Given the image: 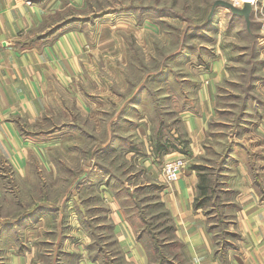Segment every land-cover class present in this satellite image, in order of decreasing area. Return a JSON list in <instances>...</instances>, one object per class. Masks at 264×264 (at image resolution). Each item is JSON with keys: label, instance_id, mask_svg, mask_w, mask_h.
I'll list each match as a JSON object with an SVG mask.
<instances>
[{"label": "crops", "instance_id": "0c3cea01", "mask_svg": "<svg viewBox=\"0 0 264 264\" xmlns=\"http://www.w3.org/2000/svg\"><path fill=\"white\" fill-rule=\"evenodd\" d=\"M52 2L0 0V164L7 163L20 177L31 172L33 160L51 171V149L65 151L66 139L78 137V111L85 113L96 135L104 133L91 143L100 157L122 151L144 168L134 174H147V204H159L168 215L173 236L166 249L175 248L172 254L163 250L160 259L156 251L158 260L153 259L134 216L137 186L122 181L126 189L121 194L107 182L108 176L98 180L93 171L85 172L87 178L76 184L99 182L92 188L101 203L91 207V218L103 239L108 227L107 242L114 247L94 249V232L74 221L61 241L63 252L77 253L71 264H264V114L244 127L220 130L225 121L218 115L217 86L223 81V67L215 62L211 72L203 70L193 78L199 85L195 96L185 88L166 92L164 118L153 117L156 101L150 105V85L166 81L164 75L130 80L124 71L129 65L126 35L146 44L143 36L151 27L126 17L117 18L120 29L107 18L88 25L71 19L51 24L58 8L57 1ZM51 115H63L64 120L45 126ZM34 122L43 125L36 133L26 128ZM213 138L221 146L215 145L219 159L211 166L201 159ZM182 155L187 162L180 178L165 182L164 161ZM209 167L214 177L205 173ZM48 210L60 207L40 204L14 220L5 219L6 224L0 220V245L10 241L6 249L1 247L6 264H34L28 242L45 236L40 228ZM20 227L25 241L15 247L11 237Z\"/></svg>", "mask_w": 264, "mask_h": 264}, {"label": "rangeland", "instance_id": "374dc122", "mask_svg": "<svg viewBox=\"0 0 264 264\" xmlns=\"http://www.w3.org/2000/svg\"><path fill=\"white\" fill-rule=\"evenodd\" d=\"M56 1L58 8L53 9L51 24L71 19L78 25H88L107 18L120 29L121 22L117 18L126 17V20H133L137 25L151 27L143 36L146 44H141L133 34L126 35V59L129 65L124 71L130 80H138L149 74L164 75L166 81H163L166 83L156 80L150 85V105L154 106L156 101L153 117L164 118L161 112L164 110L166 92H181L185 88L191 96H195L199 85H194L197 79L193 78L202 74L203 70L211 72L215 62L221 63L223 67V81L217 86V107L221 109L218 115L225 121L219 126L220 130L226 133L231 125L244 127L249 119H257L264 114V0H249L253 3L249 25L244 17L234 15L226 7L216 6L213 14H210L215 0H85L84 4L77 5L73 0ZM229 1L242 7L243 1L247 0ZM117 32L123 35L122 30ZM50 117L43 122L45 126L55 123L57 119L64 120L63 115ZM76 120L78 137L75 140L66 139L64 152L57 148L51 149V171L41 168L33 160L31 172L26 177H20L7 163L0 164V171L4 172L0 174L2 224H6L5 219L14 220L27 209H34L40 204L44 208L60 207L58 211H43L45 226L40 229L45 236L28 242L35 254L34 264H71L75 261L77 253H65L61 246L64 234L71 233L69 228L74 221H80L84 228L94 232V249L114 247L112 241L107 242L108 227L105 229L107 236L103 239L99 234L101 228L94 226L91 218V207L101 203L92 188L99 182L76 184L77 180H83L81 177L87 178L85 172L93 171L92 177L98 180L104 175L108 176L107 182H112L121 194L126 189L122 187L123 182L129 187H138V194L133 193L134 216L139 220L137 229L144 237L153 259H160L163 250L172 254L174 246L172 250L170 246L166 249L173 236L168 215L159 204H147L143 189L148 181L147 174L137 177L134 174H140L144 168L138 161L127 158L122 151L109 152L100 157L101 154L95 152L91 143L100 141L104 133L96 135L86 123L85 113L78 111ZM173 124L179 130L176 117ZM42 126L34 122L27 124L26 128L36 133ZM216 141L214 138L209 140L211 147L206 157H202V163L213 166L214 159H219L215 145H221ZM205 173L214 177L213 167L205 168ZM69 204H72L71 208ZM23 229L20 227L11 237L12 245L25 241ZM9 243L8 240L0 245V264H6L3 257L5 250L1 247L6 249Z\"/></svg>", "mask_w": 264, "mask_h": 264}, {"label": "built area", "instance_id": "2783aa9c", "mask_svg": "<svg viewBox=\"0 0 264 264\" xmlns=\"http://www.w3.org/2000/svg\"><path fill=\"white\" fill-rule=\"evenodd\" d=\"M186 162V157L183 155L166 159L162 166V176L164 181L167 183H173L178 180L186 166Z\"/></svg>", "mask_w": 264, "mask_h": 264}, {"label": "water", "instance_id": "95a60500", "mask_svg": "<svg viewBox=\"0 0 264 264\" xmlns=\"http://www.w3.org/2000/svg\"><path fill=\"white\" fill-rule=\"evenodd\" d=\"M216 6H222L228 8L234 15L244 17L247 25L251 23V14L253 11V3L249 0L244 1L243 6H236L229 0H215L212 5V10L210 14H213Z\"/></svg>", "mask_w": 264, "mask_h": 264}, {"label": "trees", "instance_id": "16d2710c", "mask_svg": "<svg viewBox=\"0 0 264 264\" xmlns=\"http://www.w3.org/2000/svg\"><path fill=\"white\" fill-rule=\"evenodd\" d=\"M24 215V214H23ZM22 218V216L19 217V219Z\"/></svg>", "mask_w": 264, "mask_h": 264}, {"label": "bare ground", "instance_id": "6f19581e", "mask_svg": "<svg viewBox=\"0 0 264 264\" xmlns=\"http://www.w3.org/2000/svg\"><path fill=\"white\" fill-rule=\"evenodd\" d=\"M253 1V0H252Z\"/></svg>", "mask_w": 264, "mask_h": 264}]
</instances>
